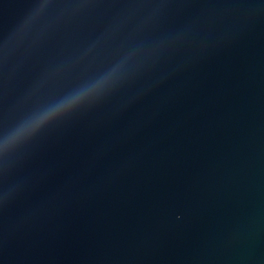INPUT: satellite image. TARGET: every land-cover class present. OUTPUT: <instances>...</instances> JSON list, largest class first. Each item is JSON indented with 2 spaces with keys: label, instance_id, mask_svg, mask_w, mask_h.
I'll return each mask as SVG.
<instances>
[{
  "label": "water",
  "instance_id": "obj_1",
  "mask_svg": "<svg viewBox=\"0 0 264 264\" xmlns=\"http://www.w3.org/2000/svg\"><path fill=\"white\" fill-rule=\"evenodd\" d=\"M36 3L0 0L9 125L29 71L106 22L120 33L44 91L132 55L89 111L0 158V264H264V0H54L25 25Z\"/></svg>",
  "mask_w": 264,
  "mask_h": 264
},
{
  "label": "snow or ice",
  "instance_id": "obj_2",
  "mask_svg": "<svg viewBox=\"0 0 264 264\" xmlns=\"http://www.w3.org/2000/svg\"><path fill=\"white\" fill-rule=\"evenodd\" d=\"M54 0H37L35 9L25 25L35 20L45 9L52 6ZM105 6L104 0H75L78 9H89ZM106 6H127L121 0H110ZM164 3L156 7L163 8ZM153 18H147L127 33L126 39L132 41L145 25ZM121 23H108L90 34L79 38L67 52L60 53L57 60H46L40 66L29 71L24 80V87L31 82L27 90L26 102L18 106L19 116L10 125L7 114H0L5 123L0 126V158L9 153L21 152L28 148L48 130L58 127L70 118L89 111L118 81L120 74L131 58V53L122 56L110 66L101 68L95 73L86 87L80 88L71 95H50L43 86L54 79L70 78L69 71L84 68L93 62L94 53L108 45L120 33ZM2 61V54H0Z\"/></svg>",
  "mask_w": 264,
  "mask_h": 264
},
{
  "label": "clouds",
  "instance_id": "obj_3",
  "mask_svg": "<svg viewBox=\"0 0 264 264\" xmlns=\"http://www.w3.org/2000/svg\"><path fill=\"white\" fill-rule=\"evenodd\" d=\"M94 75L95 73L83 75L72 87H70L66 92H64L63 95L74 94L80 88L86 87L88 85V82L93 78Z\"/></svg>",
  "mask_w": 264,
  "mask_h": 264
}]
</instances>
